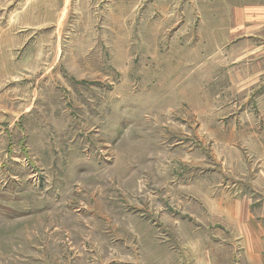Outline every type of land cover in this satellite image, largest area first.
I'll list each match as a JSON object with an SVG mask.
<instances>
[{"label": "rangeland", "instance_id": "rangeland-1", "mask_svg": "<svg viewBox=\"0 0 264 264\" xmlns=\"http://www.w3.org/2000/svg\"><path fill=\"white\" fill-rule=\"evenodd\" d=\"M0 264H264V0H0Z\"/></svg>", "mask_w": 264, "mask_h": 264}, {"label": "crops", "instance_id": "crops-1", "mask_svg": "<svg viewBox=\"0 0 264 264\" xmlns=\"http://www.w3.org/2000/svg\"><path fill=\"white\" fill-rule=\"evenodd\" d=\"M247 253L250 255L251 259H260L261 258L259 256L261 251L258 248H256V250H254V251H248Z\"/></svg>", "mask_w": 264, "mask_h": 264}]
</instances>
